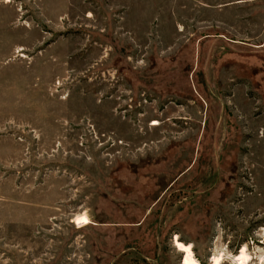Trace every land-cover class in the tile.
<instances>
[{
	"label": "rangeland",
	"instance_id": "1",
	"mask_svg": "<svg viewBox=\"0 0 264 264\" xmlns=\"http://www.w3.org/2000/svg\"><path fill=\"white\" fill-rule=\"evenodd\" d=\"M243 246L264 264V0H0V264Z\"/></svg>",
	"mask_w": 264,
	"mask_h": 264
},
{
	"label": "bare ground",
	"instance_id": "2",
	"mask_svg": "<svg viewBox=\"0 0 264 264\" xmlns=\"http://www.w3.org/2000/svg\"><path fill=\"white\" fill-rule=\"evenodd\" d=\"M222 258L223 257H221V255L220 256L212 255L210 259V264H221L223 261ZM251 259L244 246L242 247V249H240L239 253L232 258L235 264H249L251 262ZM184 264H200V263L193 257L192 254H188L184 257Z\"/></svg>",
	"mask_w": 264,
	"mask_h": 264
}]
</instances>
